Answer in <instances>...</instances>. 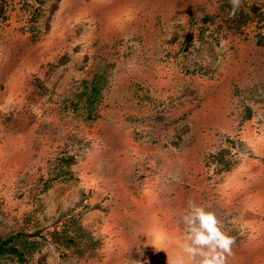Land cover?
<instances>
[{
	"label": "rangeland",
	"instance_id": "obj_1",
	"mask_svg": "<svg viewBox=\"0 0 264 264\" xmlns=\"http://www.w3.org/2000/svg\"><path fill=\"white\" fill-rule=\"evenodd\" d=\"M190 200L264 264V0H0V264H168Z\"/></svg>",
	"mask_w": 264,
	"mask_h": 264
},
{
	"label": "clouds",
	"instance_id": "obj_2",
	"mask_svg": "<svg viewBox=\"0 0 264 264\" xmlns=\"http://www.w3.org/2000/svg\"><path fill=\"white\" fill-rule=\"evenodd\" d=\"M231 2L234 9L239 6V0ZM182 222L185 234L179 246L184 255H174L168 264H228L235 238L223 231L222 223L209 207L190 200Z\"/></svg>",
	"mask_w": 264,
	"mask_h": 264
},
{
	"label": "trees",
	"instance_id": "obj_3",
	"mask_svg": "<svg viewBox=\"0 0 264 264\" xmlns=\"http://www.w3.org/2000/svg\"><path fill=\"white\" fill-rule=\"evenodd\" d=\"M0 245H1V246L4 245V242H2ZM1 246H0V248H1ZM2 247H3V246H2ZM1 249H2V248H1ZM12 249L14 250L15 248H12Z\"/></svg>",
	"mask_w": 264,
	"mask_h": 264
}]
</instances>
